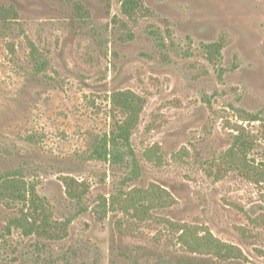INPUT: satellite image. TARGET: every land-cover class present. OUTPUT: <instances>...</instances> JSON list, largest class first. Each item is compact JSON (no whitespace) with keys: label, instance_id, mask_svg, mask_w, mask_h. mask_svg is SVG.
Masks as SVG:
<instances>
[{"label":"rangeland","instance_id":"374dc122","mask_svg":"<svg viewBox=\"0 0 264 264\" xmlns=\"http://www.w3.org/2000/svg\"><path fill=\"white\" fill-rule=\"evenodd\" d=\"M128 1L133 17L127 0H0L14 11L0 21V174L71 222L62 241L25 237L10 225L23 206L0 201V264H264V182L226 157L241 133L264 172V0ZM123 91L145 100L130 138L137 177L93 154L125 119L111 102ZM68 178L84 184L82 199ZM151 185L174 203L143 221L109 209ZM169 221L245 259L190 254Z\"/></svg>","mask_w":264,"mask_h":264},{"label":"trees","instance_id":"16d2710c","mask_svg":"<svg viewBox=\"0 0 264 264\" xmlns=\"http://www.w3.org/2000/svg\"><path fill=\"white\" fill-rule=\"evenodd\" d=\"M124 13L128 17L135 14L136 2L125 3ZM14 15L13 10L0 7V21L7 22ZM32 63L40 72L47 65L46 60L35 46L31 47ZM113 109L125 115L122 123H116L109 136H105L100 144L95 146L94 158L106 162L123 164L128 162L131 173L138 176L139 164L131 148L130 138L132 131L138 125L140 115L145 106V100L132 91H123L113 94L111 98ZM253 149V142L237 136L232 148L227 153L229 163L244 171L248 176L257 177V182H264V172L250 165L248 156ZM157 156L156 150L146 153L151 160ZM66 191L74 199H82L85 195L84 184L73 178L65 180ZM0 201H10L23 206L18 217L10 221V225L22 231L25 237L62 241L69 233L70 221L60 222L54 219L52 211L34 187H31L19 175L13 173L0 174ZM174 203L173 197L167 190L151 185L148 189H134L126 194H120L111 199L109 209L131 214L140 221L151 218V212L164 209ZM107 207V206H106ZM172 229L179 234L178 242L193 255L209 256L219 262L241 261L245 259L242 250L215 238L210 232H200L198 228L189 225H179L168 222Z\"/></svg>","mask_w":264,"mask_h":264}]
</instances>
